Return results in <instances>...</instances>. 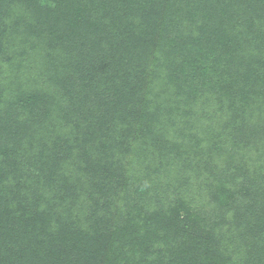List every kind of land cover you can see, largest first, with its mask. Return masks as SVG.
I'll list each match as a JSON object with an SVG mask.
<instances>
[{"label": "trees", "instance_id": "16d2710c", "mask_svg": "<svg viewBox=\"0 0 264 264\" xmlns=\"http://www.w3.org/2000/svg\"><path fill=\"white\" fill-rule=\"evenodd\" d=\"M14 1L7 3L16 7L15 12H21L17 15L33 12V22L26 17V27L19 31L25 25L7 19L5 11L0 12V148L4 150L0 157L4 155V161L13 164L10 172L4 168L0 172V264H56L53 255L40 254L38 248L42 243L30 232L34 222L26 232L24 224L29 226L37 209L41 210L49 197L53 203L61 204L69 197L77 202L75 190L89 195L91 185L99 188L93 195L97 197L102 191L105 196V190L113 187L101 183L105 177H115L112 169L127 159L126 150L135 141L150 138L152 143L146 149L172 156L179 153L182 162L192 158L206 162L207 157L215 155L224 143L220 135L201 138L191 131H182L187 128L183 127L186 121L182 114L188 108L182 113L173 108L179 102L190 101L189 107L197 105L194 103L199 99L204 100L200 103L204 106L197 116H210V106H218L231 110L229 116L235 128L245 120L249 123L252 116L256 119L255 124L250 121V135L239 141L240 146L252 143L254 148L248 153L252 157H241L232 147L223 148L226 161L216 164L211 157L207 170L202 172L206 182L212 181L209 189L213 202L231 199V192L238 195L229 210L241 215L240 241L244 248H253L254 233L264 231V183L260 182L264 180V159L259 155L264 146L257 145L264 138L258 137L264 130V120L249 106L254 101L264 102V66L259 71L252 68L256 61L248 57L259 53L264 58V0H48L54 4L48 16L38 12L35 0H17L12 4ZM105 32L112 37L105 36ZM127 42H139L152 51L148 64L144 65L146 60L138 62L124 57L125 48L132 46ZM131 50L138 51L132 47ZM155 68L162 71V79L170 85L165 91L151 81L154 74V78L160 76L161 71L155 72ZM110 79L122 81L118 100ZM152 89L157 94L152 95ZM11 91L24 94L26 110L31 115L12 111L24 109L25 100L23 96L8 98ZM114 99V105L107 102ZM15 103H22L21 107H11ZM107 107H114L112 111L117 113L109 122L99 117ZM38 111L42 112V124L46 127L36 117L33 119ZM112 124L115 137L109 138H119L122 148L109 152L116 155L114 165L109 156L110 162L96 167L93 153L99 149L97 141H102L98 135L108 133ZM44 130L57 133L60 141L52 137L48 140ZM170 131H177L179 137L160 141ZM187 136L196 144L195 153L185 147ZM252 140L255 141L247 145ZM54 154L67 157L60 161L53 159ZM69 157L79 160L81 167L70 166ZM222 168L225 172L238 169L242 176L220 183L218 175H227L220 172ZM83 176L86 180L80 186ZM38 184L41 192L30 194L29 187ZM120 187L125 191L124 184ZM117 195L116 190L111 201ZM91 206L90 219L96 217L100 222V218L107 216L99 205ZM108 209L111 214L116 211L113 205ZM124 215L130 217L129 212ZM116 217L121 218L117 213ZM93 228L90 237L79 234L82 236L78 254L85 258L80 264L133 263L129 258L124 260V256H128V249L139 248V242L135 245L134 241H127L126 232L114 245L109 232L98 230L97 225ZM192 231L190 226L165 236L177 243L171 246L169 242L164 253L152 257L153 262L223 264V259L213 251L217 246L208 234ZM101 246H112L122 256L115 259L112 253L104 254ZM180 247L182 252L177 255ZM150 251L155 252L153 248ZM133 253V261H139L137 253ZM251 259L247 264H253L256 258ZM258 261L262 263L261 259ZM66 262L74 264L70 259Z\"/></svg>", "mask_w": 264, "mask_h": 264}, {"label": "rangeland", "instance_id": "374dc122", "mask_svg": "<svg viewBox=\"0 0 264 264\" xmlns=\"http://www.w3.org/2000/svg\"><path fill=\"white\" fill-rule=\"evenodd\" d=\"M7 2L8 0H0V12L5 11L7 19L22 23L23 26L27 19L30 20V22H33L30 18L33 16V12L31 15L28 10L27 13L25 12L22 15H17V13L21 14V12H15L16 7H10ZM16 2L17 0L12 4ZM52 5L54 4L50 3L48 0H35L34 4V6H38V12L45 16H48L51 13L50 8ZM25 27L26 25L18 30L21 31ZM77 32L78 30L76 29V33ZM17 34L22 35V33ZM108 35H110L108 38L112 37L110 33L105 32V36ZM129 44L132 45V48H137L138 51L132 52L131 47L129 46L125 48L124 57L138 62L146 60L144 65L148 64L150 61V53L152 51H149L145 45L142 46L139 42ZM139 48H141V50ZM249 58L256 61V64H254L252 68L258 69L259 71V68L264 66V58L261 59L259 53L255 54V56L253 54L249 56L248 59ZM166 69L170 68L166 67ZM154 71L157 72L161 70L155 68ZM106 72L107 71H105V74H107ZM154 75L152 76L153 78H151V81L154 80L155 83L159 85L160 90L165 91V89L170 88V85L162 79V71L160 72V76L157 75L154 78ZM166 78H168V74H166ZM108 81L113 84L114 98L118 100V88L122 81H113V79ZM157 92L158 91L155 89L151 90L152 95L157 94ZM21 96H23L22 100H25V102L23 101L25 107L22 105L24 109H12V111H19L18 113L25 114L26 116L31 115V113H28L26 110V97L24 94L18 95L16 92L11 91L8 98L18 99ZM115 99L107 102L110 105H114L116 102ZM150 99L152 100V97ZM203 101L204 100L199 99L198 103H194L197 105H191L190 107V101L179 102L174 105L173 108L177 111L179 110L181 113L188 108L186 111L187 113L182 114V119L186 121V126L183 127H187L182 131H185L188 134L191 131V133L201 138L220 135V138L224 143L222 146L218 147L219 150H217L215 155L207 157L206 162H195V158H192L194 160L189 162H182L177 156L179 153L172 156L170 154H162L160 151L153 152L154 150L146 149L149 146V143H152L150 142V138H145L144 141L140 142L135 141V145L126 150L127 159H122V162H119V165L112 169L111 173L115 174V177L111 179H106L105 177V180L101 183L103 184L102 186L107 185L113 187L112 189L105 190V196L102 191L97 197L96 195H93L94 193L97 194L99 192V188L94 185H91L89 195L83 190L79 193L75 190L74 194L79 196L77 202L72 201V197H69L65 200H61V204L53 203L47 195L49 200L41 206V210L37 209L29 226L26 224L23 226L24 231L26 232V230L30 228V224L34 222L32 228H30V232L36 237V240H39L42 243V246L38 248L40 254H42L43 257L49 255L52 257L53 255L56 264H60L61 262V264H67L66 261L69 259L70 261L72 260L74 264L82 263L85 258L78 254V249H80L81 245L79 244V239L82 236L79 234H88V237H90L95 231L93 227L97 225L98 230L102 229L105 233L109 232L114 245H117L120 241L119 236L124 235L126 232L128 233L127 241H134L135 245L136 242L140 243V247H136V249H133L134 251L128 249V256H124V260L129 258L133 262L132 264H155L152 260V257L155 254L159 252L164 253L167 246H172L177 243L173 239H167L165 236L168 234L173 236L177 231L186 230L191 226L193 230L192 232H198L203 235H206V233L208 234L211 241L217 246L213 251H215L217 257L223 259V264H247L249 258L251 261L252 257L253 259L256 258L253 264H258L259 259H261V264H264V231L254 233L253 236L256 240V244L253 245V248H249L248 250L244 248L243 243L240 241L242 232L240 228L242 227L240 225L241 215L233 214L229 210L230 206L234 204L232 203V200L237 198L238 195L236 194L234 196L231 192V195L233 196L231 199L223 200L221 202H213V197L211 198L212 189L211 191L209 189V187L211 188L212 181L206 182V176L202 175V172L205 173L204 170H207L206 165L209 164L207 162L211 161V157L217 161V163L215 162L216 164H222L223 161H226L227 154L224 152L223 148L229 150L232 147L236 150V153L239 156L244 158L252 157L251 154H248L251 153L254 148L253 146V148L251 147L252 143L251 145L249 144V146H240L239 141L244 140L241 137H248L250 135V121L251 124H255L256 119L252 116L253 118L251 117L249 119V123L245 120L244 124H239V126L235 128L232 126L230 120L231 116H229L231 110L226 108L221 109L218 106H210L212 111L210 116L206 115V113L203 116H197V113L203 109L204 104H200ZM256 102L254 101V103H251L249 107L253 109V112L256 111V115L258 114L261 120H264V102ZM20 104L22 103H15L11 107H21ZM107 108V111H101L99 113V117H104L109 122L111 120L110 117H115L117 113L112 111L115 109L114 107ZM193 108H195V110H193ZM205 109L208 110L207 107ZM192 111L194 112L193 114H191ZM41 114V111H38L37 115L34 113L33 119L36 117L38 123L42 127H46L45 123L42 124L43 121L40 116ZM100 121L101 120H99V122ZM35 125H37V123H35L34 126ZM109 129L110 131L108 133L104 134L100 132L98 135L102 141H97L99 149L93 153V162L96 167H100L101 164L108 162L109 160L107 159L109 156L112 157L111 164L114 165L115 161L112 160L116 159V155L115 153L112 155L109 152L111 150L112 152L116 150L120 151L122 148L119 144L121 142L119 138H115L114 141H111L109 138V135L115 137V125L112 124ZM45 132H47L45 136H48V140L52 137L56 142L58 140L60 141L57 133L53 134L51 132V134L48 131ZM176 132L170 131L167 133V137H161L160 141L162 140L164 143L168 138H178L179 135ZM258 137H264V130L261 131V134ZM188 138L189 137L187 136L184 141L185 147L188 152L195 153L194 146L196 144H193V140L191 138L188 140ZM107 140L108 142H104ZM255 140L247 141V145ZM257 145L264 146V138L257 142ZM52 152L55 153V150ZM2 153H4V150L0 148V155ZM260 153L261 154L259 155L264 159V150ZM61 155L54 154L53 159L57 158L60 161L66 159V154ZM193 156H195V154ZM4 159V155L2 158L0 157V172L3 168L10 172L13 169V164L7 160H5V162ZM67 162L70 166L81 167L80 161L74 157H69ZM84 163H82V165H84ZM244 167L245 166H240L241 169ZM237 170L225 172L222 168L220 172L222 174L226 173L227 175L226 177L224 174L222 176L218 175L217 179L220 180L221 183L222 181H232L233 177L239 178L242 174L237 172ZM80 180L81 186L84 184L86 178L83 176ZM260 182L263 184L264 180L262 179ZM91 184H94V182ZM122 184L126 186L125 191L123 192L120 187ZM232 187V185L229 186V188ZM40 189L41 187L39 184L37 187L35 185L29 187L30 194L33 195L37 192H41ZM116 190L119 192V195L115 196L112 199L113 201H111ZM259 190L260 189H258V191ZM260 192H262V190H260ZM141 199H144L143 202H139ZM259 199L262 198L260 197ZM92 204L99 205L100 209H104V214L107 215L106 217L100 218V222L96 221V217L94 219L88 217L90 206ZM111 205H113L116 210L112 214L108 209ZM124 212H129L130 217H126ZM116 213L121 218L116 217ZM250 217L252 216L250 215ZM122 229H125L126 231L121 232ZM24 231L22 232V235H20V239L24 236ZM257 237L260 239L261 245L258 244L259 241ZM169 242L170 245L168 244ZM111 247L112 246H101L104 254L112 253L111 255H113L115 259L122 256V254L120 255L118 253L119 251H116ZM259 247L262 252L260 255ZM151 248L155 250L154 253L150 251ZM133 252L137 253L139 261H133L136 257V254ZM180 252H182V247L178 248L176 251L177 255H179ZM124 264L130 263L127 261Z\"/></svg>", "mask_w": 264, "mask_h": 264}]
</instances>
